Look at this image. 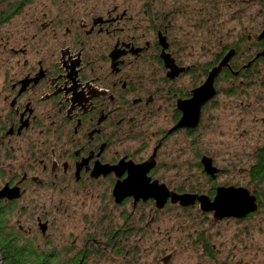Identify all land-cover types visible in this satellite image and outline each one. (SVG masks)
<instances>
[{
  "label": "flooded vegetation",
  "instance_id": "flooded-vegetation-1",
  "mask_svg": "<svg viewBox=\"0 0 264 264\" xmlns=\"http://www.w3.org/2000/svg\"><path fill=\"white\" fill-rule=\"evenodd\" d=\"M252 1L253 32L225 29L212 53L195 33L211 23L208 1L0 0L2 264L5 252L23 264L145 253L142 239L164 236L165 208L180 207L159 205L165 189L214 198L221 185L206 194L170 187L159 160L171 141L195 134L220 91L261 87L264 0ZM187 13L195 18L186 26L178 15ZM198 45L207 61L194 60ZM230 51L199 126L176 128L179 105ZM202 157L211 184L222 171L211 179Z\"/></svg>",
  "mask_w": 264,
  "mask_h": 264
},
{
  "label": "rangeland",
  "instance_id": "rangeland-1",
  "mask_svg": "<svg viewBox=\"0 0 264 264\" xmlns=\"http://www.w3.org/2000/svg\"><path fill=\"white\" fill-rule=\"evenodd\" d=\"M151 1L156 7L173 6L170 0ZM196 1L199 4L195 5L208 1L205 6L212 7L209 27L195 31L197 38L209 39L212 53L219 48L217 42L224 38L225 29L231 31V35L233 29H245L251 34L260 21L255 20L254 15L259 10L252 0ZM193 17L188 13L178 15L180 23L184 21L186 26ZM198 17L196 15L193 21ZM194 53L197 63L209 59L199 50V45ZM260 82V88L249 83L241 90L227 87L225 92L220 91L204 111L195 134L189 138L178 136L169 143L159 163L170 187L203 194L212 186L220 185L242 186L252 191L248 170L264 148V64L260 65ZM203 154L222 171L211 184L197 166ZM259 189H262L260 195L264 194V185ZM250 215L241 221H215L197 206L185 209L167 206L163 214L164 236L142 239L141 244L147 249L145 253L133 252L128 258L112 254L111 260L103 254L100 264H264L263 197L258 210Z\"/></svg>",
  "mask_w": 264,
  "mask_h": 264
},
{
  "label": "water",
  "instance_id": "water-1",
  "mask_svg": "<svg viewBox=\"0 0 264 264\" xmlns=\"http://www.w3.org/2000/svg\"><path fill=\"white\" fill-rule=\"evenodd\" d=\"M262 36L264 37V32ZM232 53L233 52L230 51L220 62L218 68L214 69L209 74L204 84L193 91L191 100L179 105V108L182 111V117L176 128L195 129L199 126L201 107L216 95L213 86L214 78L220 71V68L228 64ZM263 55L264 51L259 56ZM201 165L204 173L214 180L219 173V169L213 165L212 159L202 157ZM141 173L143 175L144 172ZM168 199H170L172 204H178L183 208L194 206L195 203H198L199 210L202 213H212V217L216 221L228 218L242 220L258 210L256 197L252 195L247 188L243 187H217L215 190V196L212 200L207 196L189 194L177 195L175 193H169L165 189L164 197L160 200L159 205L163 206ZM166 262L167 260H164V263Z\"/></svg>",
  "mask_w": 264,
  "mask_h": 264
},
{
  "label": "trees",
  "instance_id": "trees-1",
  "mask_svg": "<svg viewBox=\"0 0 264 264\" xmlns=\"http://www.w3.org/2000/svg\"><path fill=\"white\" fill-rule=\"evenodd\" d=\"M264 156V148L263 150L259 151V155H257L254 164L248 170V177H249V185L253 186V191L256 193L258 205L260 204L261 197L264 198V194L260 195L262 189H259L260 186L264 185V163L263 157ZM5 257L4 264H23L19 262L15 258L17 257L15 253L5 252L3 254Z\"/></svg>",
  "mask_w": 264,
  "mask_h": 264
},
{
  "label": "bare ground",
  "instance_id": "bare-ground-1",
  "mask_svg": "<svg viewBox=\"0 0 264 264\" xmlns=\"http://www.w3.org/2000/svg\"><path fill=\"white\" fill-rule=\"evenodd\" d=\"M258 203V202H257Z\"/></svg>",
  "mask_w": 264,
  "mask_h": 264
}]
</instances>
